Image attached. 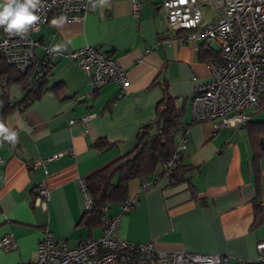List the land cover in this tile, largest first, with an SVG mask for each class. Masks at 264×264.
<instances>
[{
  "label": "crops",
  "instance_id": "obj_1",
  "mask_svg": "<svg viewBox=\"0 0 264 264\" xmlns=\"http://www.w3.org/2000/svg\"><path fill=\"white\" fill-rule=\"evenodd\" d=\"M161 2L142 0L134 16L131 0H94L84 20L59 26L49 20L30 33L49 73L33 101L20 102L27 90L16 82L0 101L3 123L18 136L15 144L0 140V239L12 233L17 245L0 248V264L33 262L43 227L69 246L100 237L103 223L84 216L78 180L131 149L164 94L181 110L175 145L186 135L180 175L172 182L159 161L149 175L130 180L125 199L135 201L128 210L121 208L125 199L104 205L116 218V236L164 251L226 255L228 264L256 257L264 240V151L253 144L251 123L214 130L210 121L193 119V89L210 78L218 48L204 38L179 41L182 30L168 26ZM86 45L100 46L123 66L126 88L110 81L88 95L90 80L69 56ZM256 110L247 108L250 121H264L254 120ZM84 113L94 116L84 125L68 123ZM48 156L54 157L33 167ZM44 179L50 194L42 209L34 197Z\"/></svg>",
  "mask_w": 264,
  "mask_h": 264
},
{
  "label": "built area",
  "instance_id": "obj_2",
  "mask_svg": "<svg viewBox=\"0 0 264 264\" xmlns=\"http://www.w3.org/2000/svg\"><path fill=\"white\" fill-rule=\"evenodd\" d=\"M94 0H42L43 7L38 15L40 21L32 26L22 38L10 35L2 28L0 32V55L19 71L40 69L47 63L35 55V41L30 33L49 20L66 17L65 22L82 21ZM213 2L217 17L202 22L199 0H162L168 26L182 30L179 41L204 38L218 48V56L210 61L211 74L208 80L197 84L191 99L192 117L196 121L208 120L214 130L222 127H240L251 118L247 108H259L264 104V0H204ZM142 0H131L134 16L140 11ZM46 56L53 53L45 49ZM89 78L91 95L107 82H117L122 88L128 85L123 66L109 56L100 46L86 45L69 53ZM45 69V68H44ZM94 114L84 113L68 120L70 125L86 124ZM186 147V135L182 133L171 155L160 164L161 171L173 173L182 150ZM54 156L33 160V167L44 165ZM85 210L93 209V202L85 184L78 180ZM142 188L147 182H142ZM49 188L45 179L35 189L34 203L44 209L49 199ZM128 197L121 203L126 211L134 203ZM103 231L100 237L81 240L69 246L65 239L57 238L43 227L42 238L36 249L33 262L17 264H228V257L221 254L194 253L185 250L164 251L157 249L152 241L131 242L116 236V218L106 215L102 207ZM12 233L0 239V248L5 251L16 249ZM257 255L253 260H241L239 264H264V240L256 243Z\"/></svg>",
  "mask_w": 264,
  "mask_h": 264
},
{
  "label": "trees",
  "instance_id": "obj_3",
  "mask_svg": "<svg viewBox=\"0 0 264 264\" xmlns=\"http://www.w3.org/2000/svg\"><path fill=\"white\" fill-rule=\"evenodd\" d=\"M48 73V63L40 65L37 71L32 69L20 72L0 55V101H7V89L13 82L19 83L27 90L20 100L21 103L25 105L33 101L44 91ZM2 117H0V122L3 123ZM180 117L181 110L175 106L172 97L164 94L157 103L155 120L140 127L132 148L86 177L85 184L93 202V209L85 210L84 216L96 218L101 223L104 205L123 201L128 196L127 188L130 180L141 179L149 175L159 161H164L171 155L175 148L174 130L180 125ZM250 123L253 125L250 130L253 144L264 151L262 142L264 121L251 122L248 120L244 124L250 125ZM102 143L100 140L95 144L101 146ZM181 163L182 154L170 175L172 182L176 181L180 175ZM257 201L254 202L256 208H258ZM144 264L155 263L148 261Z\"/></svg>",
  "mask_w": 264,
  "mask_h": 264
},
{
  "label": "clouds",
  "instance_id": "obj_4",
  "mask_svg": "<svg viewBox=\"0 0 264 264\" xmlns=\"http://www.w3.org/2000/svg\"><path fill=\"white\" fill-rule=\"evenodd\" d=\"M42 7V0H0V28L10 35H18L23 38L29 29L40 21L38 13ZM65 20L66 17L61 16L54 18L51 23L54 26H59ZM0 140L15 144L18 141V136L16 132L11 131L4 123L0 122Z\"/></svg>",
  "mask_w": 264,
  "mask_h": 264
},
{
  "label": "rangeland",
  "instance_id": "obj_5",
  "mask_svg": "<svg viewBox=\"0 0 264 264\" xmlns=\"http://www.w3.org/2000/svg\"><path fill=\"white\" fill-rule=\"evenodd\" d=\"M199 2L202 11V22L206 21L209 16L212 17V15H214L213 13H215V15H218L219 11L214 10L213 2L204 3V0H199ZM252 116L254 120H262L264 118V104L257 108Z\"/></svg>",
  "mask_w": 264,
  "mask_h": 264
}]
</instances>
